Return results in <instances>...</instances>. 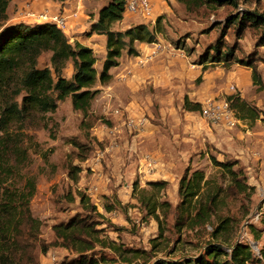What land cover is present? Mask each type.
I'll return each mask as SVG.
<instances>
[{
	"label": "rangeland",
	"instance_id": "rangeland-1",
	"mask_svg": "<svg viewBox=\"0 0 264 264\" xmlns=\"http://www.w3.org/2000/svg\"><path fill=\"white\" fill-rule=\"evenodd\" d=\"M107 1L81 0L79 12L85 24ZM164 1L165 9L154 5L151 17L124 15L123 22L112 25L114 30H124L144 23L155 32L156 41H133L136 54L123 50L118 64L110 68V82L98 85L100 91L85 117L66 97L55 111L32 112L22 122L9 124L7 134L0 130V141L8 150L4 160L8 174L0 176V189L15 195L26 181L35 187L29 208L42 220L34 250L39 264H64L75 256L63 246L50 245L45 253L38 246L41 239H54L52 224L85 212L75 190L85 191L101 213L97 216L101 234L126 247L156 256H179L201 251L206 241L219 242L226 250L241 242L258 257L247 264H264L259 254L264 247V90L253 84L251 69L234 60H251L264 82V27H241L228 19L246 11L264 14V0H235L194 10L176 0ZM44 10L47 6L41 0H8L0 26L33 20L29 12ZM215 44L221 50L232 48L233 59L208 61ZM92 46L94 66L100 71L105 43L95 40ZM49 56V51H43L37 67H50ZM71 72L68 61L62 73L70 76ZM230 94L246 100L258 116H239L228 105ZM11 97L20 101V95ZM185 98L198 101L200 109H185ZM206 105H215L223 115L216 120L204 116L201 108ZM117 108L121 112L115 113ZM130 118L142 119L143 125L130 126ZM85 153L87 158L81 160ZM146 154L153 158L151 165L144 159ZM212 156L233 163L238 180L215 165ZM71 164L82 168L76 181L68 176ZM195 169L204 174L201 197L211 214L205 224L192 227L179 222L178 185L184 172ZM154 181L164 184L153 185ZM69 190L75 200H69ZM162 200L168 208L160 212L157 222L146 203ZM108 206L112 208L107 210ZM8 221L0 215V227ZM217 225L223 230L212 234ZM4 238L0 232V241ZM102 252L115 255L107 248Z\"/></svg>",
	"mask_w": 264,
	"mask_h": 264
},
{
	"label": "trees",
	"instance_id": "trees-1",
	"mask_svg": "<svg viewBox=\"0 0 264 264\" xmlns=\"http://www.w3.org/2000/svg\"><path fill=\"white\" fill-rule=\"evenodd\" d=\"M176 1L182 3L187 10H194L200 6L235 3V0ZM124 3L125 0L107 1L98 10L96 20L90 24L91 32L105 35L106 52L100 71L94 66L96 57L92 48L78 41L70 42L68 36L55 23L11 21L0 26V97L3 96L1 98L4 100L0 112V130L3 135L8 133L9 124L22 122L32 112H53L58 102L66 97H70L72 108L80 111L85 117L100 91L98 85L110 82L112 78L110 68L118 64L117 59L123 50L136 54L133 41H156L155 32L148 29L144 23L124 30L112 29L113 23L122 20L124 16ZM7 4L8 0H0V15L4 14ZM160 19L161 15H158L155 23H160ZM228 19L231 24H241V27L245 25L264 27L263 13L246 11ZM211 50L214 53L206 57L208 61L229 62L233 59L232 48L221 50L218 44H215ZM43 51L50 52V67L36 65L37 58ZM234 60L248 66L251 69L253 84L264 90V82L256 65L249 59ZM68 61H71L72 72L70 76H65L62 70ZM15 94L20 95V101L11 97ZM227 101L229 107L243 118L250 116L256 118L259 114L256 108L238 94L228 95ZM183 107L187 110H199L201 104L185 98ZM3 142L0 141V176L8 174L4 161L8 150ZM74 144L83 147L80 143ZM86 154L81 155L80 159L85 160ZM211 160L226 170L233 180H238L234 176L233 163L219 161L214 156ZM81 170L80 165L71 164L68 168L69 178L76 181ZM151 183L164 184L163 181ZM203 183L204 174L199 169L193 170L190 174L184 172L179 179L180 202L177 209L179 222L184 226L205 224L210 217V206H206L201 197ZM34 191V184L30 181H26L21 190L15 191V195L6 189H0V215L9 218L7 225L0 227L1 234L5 235L4 240L0 241V264H39L34 250L42 220L33 216L29 208V200ZM75 195L85 212H76L68 221L52 224L54 239L50 242L41 239L38 242L41 253H45L50 245L63 246L73 252L75 256L64 264H139L137 260L140 259L142 260L140 264H247L258 260L251 246L241 242L230 245L229 250H226L219 242L206 241L201 251L179 256H156L144 249L126 247L101 234L103 229L98 227L100 221L97 219L101 213L96 211V206L90 201L89 195L83 190H75ZM67 196L69 200H75L72 191L69 190ZM17 203H20L21 207H17ZM111 208L106 207L107 210ZM146 208L148 214L158 222L160 212L168 208V203L164 200L158 204L147 201ZM223 228L217 225L212 234L222 231ZM96 247L98 251H95ZM103 248L109 249L115 255L103 253ZM259 254L264 258V247L259 248Z\"/></svg>",
	"mask_w": 264,
	"mask_h": 264
},
{
	"label": "built area",
	"instance_id": "built-area-1",
	"mask_svg": "<svg viewBox=\"0 0 264 264\" xmlns=\"http://www.w3.org/2000/svg\"><path fill=\"white\" fill-rule=\"evenodd\" d=\"M28 14H30L33 17L34 21L55 23L65 33V30L67 28V21L69 18V13L65 9L56 8L53 10L47 8V10L41 12L31 11ZM152 14H153V5L150 0H125L123 15L139 16L146 18V17H151ZM223 106L226 109L227 106L226 102H224ZM114 112L119 113L121 112V110L117 108L114 110ZM201 112L204 116L212 120H216L223 115V111L217 109L215 105L202 106ZM129 125L134 126L136 128L141 127L143 125L142 119L130 118ZM144 159L147 165H151L153 163V158L150 154H146L144 156Z\"/></svg>",
	"mask_w": 264,
	"mask_h": 264
},
{
	"label": "crops",
	"instance_id": "crops-1",
	"mask_svg": "<svg viewBox=\"0 0 264 264\" xmlns=\"http://www.w3.org/2000/svg\"><path fill=\"white\" fill-rule=\"evenodd\" d=\"M150 1L153 6L156 5L155 9L157 10L159 9L163 10L166 7L164 0H150ZM79 3H81V0H64V1L41 0V5L47 6L48 9L54 10L57 7H63L69 13L65 34L68 36L70 42L78 41L83 45L89 46L91 48L93 47L92 46L93 41L95 40H100L101 42L104 41L105 43V35L90 31V24L96 20L97 11L94 13L93 19H91L87 24H85L86 22L85 19H82L80 16ZM123 20L124 17L120 21L123 22ZM23 21L31 22L30 20H26V19H24Z\"/></svg>",
	"mask_w": 264,
	"mask_h": 264
}]
</instances>
